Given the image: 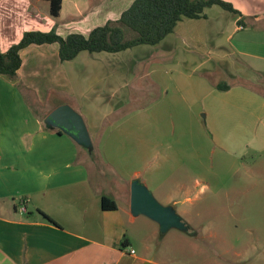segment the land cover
Here are the masks:
<instances>
[{
	"label": "crops",
	"instance_id": "0c3cea01",
	"mask_svg": "<svg viewBox=\"0 0 264 264\" xmlns=\"http://www.w3.org/2000/svg\"><path fill=\"white\" fill-rule=\"evenodd\" d=\"M226 1L242 15L211 5L204 9V17L182 18L172 33L156 45H146L147 49L138 45L115 53L81 51L67 61L59 60L57 44L21 50L16 81L0 75V264L156 263L147 255H138L135 248L140 239L141 246L150 251L151 239L160 232L156 222L130 213V184L135 179L163 204L173 205L191 229L186 233L198 236L189 208L208 186L193 193L189 184L176 181L161 191L167 176L173 174L164 177L161 172L160 120L161 113L163 119L168 111L145 102L147 87L160 93L173 80L177 88L190 73H173L169 63V70L161 67L153 77L138 70L153 60H173L179 47H187L193 58H209L216 65L214 72L220 78L200 84L213 96L219 95L216 85L222 76L233 80L238 75L248 80L258 74L264 77V54L251 50L258 43L247 34L257 30L259 19L264 21V0ZM46 2L0 0L1 51L29 30L55 28L61 36L71 32L87 35L95 26L117 20L132 0H62L57 17L50 15ZM155 54L167 58H154ZM38 80L48 83L42 93ZM51 90L65 95L67 101L47 108L45 114L62 104L71 106L86 123L90 148L58 132L45 121L46 115L36 111L33 99L43 103ZM223 91L242 99L235 97L232 105L239 110V120L243 112L253 114L248 109L251 104L264 112V93L252 85L238 82ZM25 92L31 95L30 101ZM218 98L219 112L231 108L223 97ZM135 101L140 103L134 105L130 118L112 124V129H102L99 121L103 117L118 110L121 103ZM148 112L154 113L153 122ZM240 143L237 156L249 149L264 150L259 136ZM187 167L182 161L178 169ZM102 196L112 199L116 208L103 209Z\"/></svg>",
	"mask_w": 264,
	"mask_h": 264
},
{
	"label": "rangeland",
	"instance_id": "374dc122",
	"mask_svg": "<svg viewBox=\"0 0 264 264\" xmlns=\"http://www.w3.org/2000/svg\"><path fill=\"white\" fill-rule=\"evenodd\" d=\"M45 8L49 9V3L46 2ZM261 20L256 23L257 30L247 34H251L258 43V48H252V44L251 50L264 54V21ZM128 36L131 37V33ZM141 47L147 49L148 46ZM179 48L173 54V60H153L138 71L150 73L153 77L160 74L161 67L169 70L166 66L169 63L173 73H190L177 88L173 80L168 81L160 93L148 91L147 87L145 102L148 101L147 105L152 103L153 106L166 107L168 111L163 114V119L161 113L160 120L164 157L161 172L164 177L171 171L173 174L167 176L161 191L165 192L176 181L189 184L193 193L208 186L189 208L190 222L199 234L188 235L190 227L187 233L177 229H170L162 235L159 232L155 239H151L153 248L150 251L141 246L139 239L140 246H135L137 254L157 261L153 264H264V150L249 149L241 156L236 155L241 141L256 136L264 140V112L258 105L251 104L248 109H252L253 114L243 112L239 120L236 114L239 110L232 105L235 97L240 101L241 98L235 94L224 95V91L219 89H216L219 95L213 96L206 87L200 86L205 80L212 82L220 78L214 72L217 67L213 61L193 58L187 47ZM154 58L167 57L155 54ZM221 80L231 85L245 82L264 93V77L261 74L252 80L239 75L234 80L222 76ZM38 81L42 93L48 83L43 85V80ZM25 95L30 101L31 95L27 92ZM218 97H223L231 108L219 112ZM44 99L43 103L33 99L34 106L38 108L36 111L43 116L47 108L64 101L66 96L51 90ZM157 102H161L160 105ZM138 103L135 101V104L123 103L120 106L121 103L118 110L99 121L102 122V129H112V124H121L130 118L134 105ZM151 114L154 116V113L148 112V120L153 122L155 117ZM182 161L188 165L187 170L178 169Z\"/></svg>",
	"mask_w": 264,
	"mask_h": 264
},
{
	"label": "trees",
	"instance_id": "16d2710c",
	"mask_svg": "<svg viewBox=\"0 0 264 264\" xmlns=\"http://www.w3.org/2000/svg\"><path fill=\"white\" fill-rule=\"evenodd\" d=\"M47 1L50 15L59 16L62 0ZM211 5H218L236 16L242 15L226 0H132L117 20H107L92 28L87 35L71 32L61 36L55 28L48 31L29 30L6 51L0 50V75L16 81L17 72L22 65L20 52L29 46L57 44L59 60L67 61L81 51L115 53L138 45H156L174 31L182 18L204 17V9ZM238 22L241 23L242 20ZM128 33L132 36L129 37ZM216 88L228 90L230 84L220 82ZM101 206L103 209L116 208L115 202L106 196H102ZM40 213L54 223L46 214Z\"/></svg>",
	"mask_w": 264,
	"mask_h": 264
},
{
	"label": "water",
	"instance_id": "95a60500",
	"mask_svg": "<svg viewBox=\"0 0 264 264\" xmlns=\"http://www.w3.org/2000/svg\"><path fill=\"white\" fill-rule=\"evenodd\" d=\"M45 121L72 137L78 144L90 148L91 138L83 117L68 104H62L50 111ZM130 213L143 215L156 222L160 234L170 229L187 232L186 224L171 204H162L145 184L135 179L130 184Z\"/></svg>",
	"mask_w": 264,
	"mask_h": 264
},
{
	"label": "built area",
	"instance_id": "2783aa9c",
	"mask_svg": "<svg viewBox=\"0 0 264 264\" xmlns=\"http://www.w3.org/2000/svg\"><path fill=\"white\" fill-rule=\"evenodd\" d=\"M132 252H133V250H132Z\"/></svg>",
	"mask_w": 264,
	"mask_h": 264
}]
</instances>
